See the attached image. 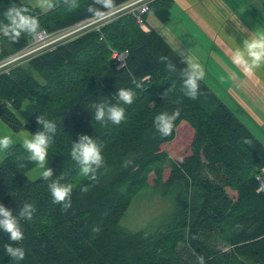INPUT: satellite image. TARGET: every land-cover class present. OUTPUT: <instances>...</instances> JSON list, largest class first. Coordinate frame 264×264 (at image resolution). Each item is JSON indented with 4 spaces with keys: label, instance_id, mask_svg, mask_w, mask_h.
<instances>
[{
    "label": "trees",
    "instance_id": "trees-1",
    "mask_svg": "<svg viewBox=\"0 0 264 264\" xmlns=\"http://www.w3.org/2000/svg\"><path fill=\"white\" fill-rule=\"evenodd\" d=\"M125 1L114 0L115 7ZM22 4L39 19L40 32L49 34L98 16L88 11L93 0H79L72 10L57 0V7L47 12L35 2L0 0V23H7L4 13L9 7ZM172 6L173 0L152 2L143 15L145 24L150 13L161 24L168 23ZM85 35L41 50L26 60L28 67L17 63L0 71V117L12 130L23 127L15 113L25 101L35 108L26 125L32 135L42 130L38 115L57 125L48 148L52 177L29 179L38 164L28 159L20 144L10 147L0 161V204L14 215L25 203L36 207L31 221L20 222L22 241L12 242L0 230V264H187L181 246L203 256L205 264H264V143L203 79L195 100L185 96L182 71L188 66L156 29H140L133 15ZM21 37L24 40L13 44L11 54L0 45V62L34 39ZM126 51L120 67L113 54ZM162 56L175 71L160 61ZM173 85L164 98L161 93ZM118 88H131L134 102L121 104V124L102 126L90 106L105 99L117 103ZM176 109L180 111L172 133L162 137L154 117ZM184 121L196 132L194 154L166 160L161 147L175 139ZM81 134L92 137L102 150L105 166L96 181L80 176L70 156ZM158 164L162 166L155 170L152 190L163 197L174 194L176 203H184L175 205L150 231L131 232L120 221L138 193L150 187L149 172ZM166 164L170 175L164 180ZM54 181L73 186L67 211L53 203L48 185ZM84 186H89L87 193L80 191ZM203 234L215 249L204 245ZM6 244L22 247L25 258L12 259L4 250Z\"/></svg>",
    "mask_w": 264,
    "mask_h": 264
},
{
    "label": "clouds",
    "instance_id": "clouds-1",
    "mask_svg": "<svg viewBox=\"0 0 264 264\" xmlns=\"http://www.w3.org/2000/svg\"><path fill=\"white\" fill-rule=\"evenodd\" d=\"M36 6L41 9L52 10L57 7V0H35ZM62 4L69 10L79 7V0H62ZM100 6V7H97ZM104 10H100V8ZM115 7L114 0H93L88 11L93 15L107 14ZM7 23H0V36L7 38L10 42H16L21 35L35 36L40 32L39 19L29 14V8L12 5L4 13ZM161 62L167 64L169 71H175V65L168 62L167 57H160ZM233 62L242 68L247 74L252 75L255 71L264 66V30H257L252 33L249 39L244 40L243 47L236 49ZM188 67L182 71L183 84L182 91L185 96L195 100L199 92V81L203 79L204 71L202 66L196 62H188ZM139 88L140 85L136 84ZM174 88V85L166 89L161 95L165 98ZM117 103L110 100H102L92 104L90 107L94 113V120L102 126L108 123L119 125L125 119V108L123 105H131L134 102L135 92L131 88H118L116 93ZM179 109L171 114L161 112L154 117V127L162 137H167L172 133L174 121L179 116ZM37 123L42 127L35 135L23 140V148L29 153L28 159L35 162L44 169L43 177L48 179L53 176V170L46 168L48 148L53 142L57 132L55 121L46 119L42 115L36 117ZM244 143H250L245 140ZM13 144L10 135H0V153L6 152ZM71 159L79 165L80 176L91 181L97 180L98 171L105 166L101 147L97 142L86 134L79 135L78 142H73L70 153ZM23 167V165H20ZM53 203L61 205V211H67L72 207L71 184H61L54 181L48 185ZM82 193L89 191V186L80 189ZM36 207L32 203H25L14 215L3 204H0V230L7 233L10 241L20 242L24 239L23 230L20 226L21 220L31 221ZM6 253L17 261L25 258V250L22 247H13L6 244ZM198 264H205L203 256L198 257Z\"/></svg>",
    "mask_w": 264,
    "mask_h": 264
},
{
    "label": "crops",
    "instance_id": "crops-1",
    "mask_svg": "<svg viewBox=\"0 0 264 264\" xmlns=\"http://www.w3.org/2000/svg\"><path fill=\"white\" fill-rule=\"evenodd\" d=\"M175 4L183 8L192 23V27L195 28L197 26L204 33L207 41L212 40V44H208L205 41L204 43H198L186 29H183L181 34L190 40L192 39L193 49L185 40L181 41L183 44L179 43L168 27V24H171L173 31L176 32L175 27L172 25L176 19L175 17L172 18ZM161 26L168 29L169 34L163 35L158 28L157 31L185 63L187 60L188 62L199 63L202 66L204 71L203 80L207 77V67L203 65L201 60H206L207 58H209L208 64H212L216 72L222 70L225 60H229L238 74L241 71L244 73L245 78H248L247 87L249 91L245 89L243 94L249 102L247 107L243 108L244 118L237 116L264 143V140L259 137V134L264 137V134H262L264 132V66L257 69L254 74L249 75L233 62L234 53L237 48L243 47L244 40L249 39L255 31L264 30V0H173L170 20L164 25L161 24ZM103 27L104 25L101 26V30ZM217 37L223 43H227L232 47L228 56L225 50L221 52L219 47L215 46ZM213 50H215L214 53ZM205 83L207 84V82ZM34 113V106L29 101H25L22 108L15 113L23 125L18 132L12 130L0 117V135H10L13 139L12 146L22 145L23 140L30 138V135H32L26 125ZM6 152L0 153V161L5 160ZM52 164L53 157L48 152L46 168H51ZM43 171L44 169L37 165L28 173V177L31 181H36L43 177Z\"/></svg>",
    "mask_w": 264,
    "mask_h": 264
},
{
    "label": "rangeland",
    "instance_id": "rangeland-1",
    "mask_svg": "<svg viewBox=\"0 0 264 264\" xmlns=\"http://www.w3.org/2000/svg\"><path fill=\"white\" fill-rule=\"evenodd\" d=\"M27 1L32 2V3L35 2V0H24V2H27ZM132 9H128L122 14H117L115 18L106 19L105 20L106 22H104L103 25L108 26L109 28L110 26L113 25L114 21L121 19L125 17L126 15H130V14L133 15L130 12ZM41 11L47 12L49 10L46 11V9H42ZM174 17L176 19L172 25L175 27L176 32L173 31L171 24H168V27L170 28L172 33H174V35L173 34L172 35L179 41V43L185 40L193 49L194 44H193L192 39L190 40L185 35L181 34L182 30L186 29V31L190 35H192V38L195 39L198 43L200 42L204 43L205 41L208 44H212V40L207 41L206 36L197 26L195 28L192 27V23L188 19L187 13H185L183 8H181L177 4H175V7L172 12V18ZM78 25L79 23L71 26L72 29L67 30L64 34H61L60 36H54L58 32L50 34L53 36H49L47 39L43 40L45 43H43L42 45L47 44L46 48H49L50 46H53L55 44L58 45V43H61V42L67 43L73 38L77 39L83 36L84 37L87 36L85 35L86 33L84 34L82 33L87 31L88 29L78 32V29H75ZM157 28L158 30L159 29L161 30V33L163 35L169 34V30L162 27L159 21L154 17L152 13H150V15L146 18L145 28L140 27V29H142L146 33H149L151 29L157 30ZM89 29H92V27ZM164 29H166L167 31ZM41 32H46V31H41ZM22 40L24 39L20 37L18 41L10 42L7 38L0 36V45H2L3 48L5 47V49H8L11 54L14 51L13 44L15 45V43H18ZM32 43L33 41L31 42V44ZM188 44L187 46L189 47ZM215 46H218L221 52H223L222 50H225L227 56L231 53L232 47L228 45L227 43H223L218 37H217V43ZM214 52L215 50H213V53ZM27 59L29 58L27 57L26 59L21 60L19 63H23L25 67H28V65H25L27 64L26 62ZM208 61H209V58H207L206 60H201L203 65L207 67V72H206L207 77L206 79H204L205 82H207V85L230 106V108L236 115H238L240 118H244L243 108L247 107V104L249 101L247 97L243 94V91L245 89L248 90V87H247L248 78H245V75L242 71L241 73L238 74V72L235 71V69L231 65V61L229 60H225L223 62L222 70L218 72H216L212 64L210 65L208 64ZM175 131H176L175 139L170 143L163 144L161 147V151L166 155V160L180 161L183 158L188 157L190 155L192 156L194 154V147H195V142H196V132L194 128L186 121L182 122L180 126L176 128ZM262 134H264V132H262ZM259 137L264 140V137L261 134H259ZM161 166L162 165L160 164L155 165L149 172L150 187L140 191L138 195L134 198L133 202L131 203L125 215L122 217L120 221L121 227L131 232H148L151 229H153L154 225L158 223L165 214L171 213L174 210L175 205L179 206V204L184 203V200L181 201V203L180 201L179 203H176L174 194L167 195V197H163L159 195L158 193L154 192V190H152L151 186L154 185L155 170L158 168H161ZM163 170H164V180H167V178L170 175L169 165L168 164L164 165ZM209 178L214 179L213 176H209ZM227 192L229 193L231 197H236L237 195V193L231 190L230 188H227ZM187 205L189 207V204ZM206 237L207 236L205 234L201 236V239L204 245L209 249H215L209 243L206 242ZM214 240L217 241V236L214 237ZM214 246L218 248V247H221V244L215 243ZM224 247H222V249H224ZM180 253H181L183 260L187 264H197L198 263L199 256L191 247L181 246Z\"/></svg>",
    "mask_w": 264,
    "mask_h": 264
},
{
    "label": "built area",
    "instance_id": "built-area-1",
    "mask_svg": "<svg viewBox=\"0 0 264 264\" xmlns=\"http://www.w3.org/2000/svg\"><path fill=\"white\" fill-rule=\"evenodd\" d=\"M154 1L156 0H127L122 5H119L115 7L113 10L107 12V14L98 15L96 17L79 22V25L75 29H78V32L88 29L82 34L89 33L91 31L101 32V26H103V23L106 22L105 21L106 19L115 18L117 14H122L126 10L132 9V8L133 9L130 12L134 15V18L136 19L137 23L140 25V27L145 28L146 24L144 22L143 15L149 11L150 4ZM91 27L92 29H89ZM70 29H72L71 26L62 31H59L54 36H60L61 34H64L67 30H70ZM49 36H53V35L47 34L46 32H41L37 34L34 37L33 43L30 46H28L26 49L14 55H11L5 61L0 62V71L7 67H10L12 65L19 63L21 60L26 59L27 57L30 58L33 55L40 52L41 50L45 49L47 44L42 45L43 43H45L43 40L47 39ZM127 56H128L127 51L121 55L117 53L113 54V58H115L119 62L120 67L124 66ZM262 181L264 183V179H262Z\"/></svg>",
    "mask_w": 264,
    "mask_h": 264
}]
</instances>
